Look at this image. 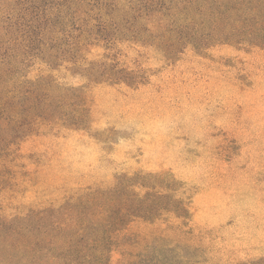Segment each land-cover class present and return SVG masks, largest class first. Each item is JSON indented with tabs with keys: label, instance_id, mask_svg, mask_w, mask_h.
I'll use <instances>...</instances> for the list:
<instances>
[{
	"label": "rangeland",
	"instance_id": "1",
	"mask_svg": "<svg viewBox=\"0 0 264 264\" xmlns=\"http://www.w3.org/2000/svg\"><path fill=\"white\" fill-rule=\"evenodd\" d=\"M143 64L138 89L91 87L85 128L46 120L18 138L32 174L0 204L123 189L158 213L125 225L131 253L157 241L158 264H264V49L221 43L170 63L149 47Z\"/></svg>",
	"mask_w": 264,
	"mask_h": 264
},
{
	"label": "trees",
	"instance_id": "2",
	"mask_svg": "<svg viewBox=\"0 0 264 264\" xmlns=\"http://www.w3.org/2000/svg\"><path fill=\"white\" fill-rule=\"evenodd\" d=\"M221 43L264 49V0H0V193L32 174L16 140L46 120L85 128L91 87L150 78L143 49L174 63ZM85 187L26 209L0 204V264H158L161 243L151 253L123 243L134 218L157 217L154 203Z\"/></svg>",
	"mask_w": 264,
	"mask_h": 264
}]
</instances>
